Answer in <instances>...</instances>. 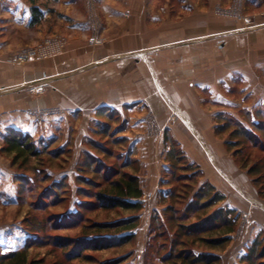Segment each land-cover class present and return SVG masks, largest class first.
I'll return each instance as SVG.
<instances>
[{
	"label": "rangeland",
	"instance_id": "374dc122",
	"mask_svg": "<svg viewBox=\"0 0 264 264\" xmlns=\"http://www.w3.org/2000/svg\"><path fill=\"white\" fill-rule=\"evenodd\" d=\"M181 1L189 0H144L149 11L161 14L166 6L162 16L166 12L171 19L188 15ZM100 2L26 0L27 25L1 29L0 57L14 69L5 73L9 82L19 81L7 86L6 94L21 100L24 127H8L0 136V258L23 248L27 264H166L167 250L160 245L168 248L175 234L170 213L184 210L208 184L213 190L202 201L214 192L223 198L200 214L231 209L235 230L220 248L191 240L186 247L216 256L214 264H241L255 237L264 235V169L247 172L254 154L264 156V151L250 150L248 144L228 148L225 141L235 122L264 141V95L242 90L237 77L223 90L228 99L202 89L190 92L195 98L189 104L172 105L168 99L152 104L144 97L118 106L95 104L122 76L115 71L116 58L89 56L90 49L98 52L110 44L111 28ZM33 7L41 18L31 24ZM213 11L241 30L264 27V0H217ZM180 112L194 120L186 122L187 128ZM200 117L208 120L215 153L204 136L195 135ZM226 121L229 126L218 129ZM11 129L26 134L38 153L12 160L4 143ZM106 170L138 177L143 191L138 211L104 209L90 197L97 189L87 183L102 181ZM133 216L130 229L118 223ZM196 218L192 214L185 222ZM125 234L133 237L122 243L112 239Z\"/></svg>",
	"mask_w": 264,
	"mask_h": 264
},
{
	"label": "crops",
	"instance_id": "0c3cea01",
	"mask_svg": "<svg viewBox=\"0 0 264 264\" xmlns=\"http://www.w3.org/2000/svg\"><path fill=\"white\" fill-rule=\"evenodd\" d=\"M25 1L0 0V35L6 27L27 25L30 12ZM106 1L100 3L111 28L110 44L98 52L90 49L89 56L92 60L116 58L115 71L122 76L95 104L118 106L142 97L152 104H167L165 99L172 105L189 104L195 98L189 96L190 92L202 89L213 98L228 99L223 90L229 89L237 77L242 82V90L255 89L258 98L264 95L261 74L264 73V27L241 30L233 20L214 14L217 0H208L206 6L199 0L181 1L179 5L188 15H176L174 19L166 12L162 16L166 6L161 14L146 10L144 0ZM3 61L0 57V136L8 127H24L19 121L23 110L21 100L6 94L7 86L19 81H8L6 69L9 72L14 69L6 67ZM32 74L34 77L35 72ZM197 98L201 99L199 95ZM76 101L72 107L80 100ZM180 113L187 128L186 122L192 118ZM196 120L195 135L204 136L215 153L212 145L215 142L210 140L212 132L205 128L208 120L206 117Z\"/></svg>",
	"mask_w": 264,
	"mask_h": 264
},
{
	"label": "trees",
	"instance_id": "16d2710c",
	"mask_svg": "<svg viewBox=\"0 0 264 264\" xmlns=\"http://www.w3.org/2000/svg\"><path fill=\"white\" fill-rule=\"evenodd\" d=\"M32 13L31 24H34L40 20L41 12L36 7H33ZM229 124L230 122L226 121L224 124L218 125V129H225ZM254 127L259 128L256 125ZM253 132L252 128L248 130L235 122V128L231 132L230 138L225 141L226 146L231 148V146L248 144L250 150L258 149V151H264V141ZM235 138H238V140ZM4 143L5 149L13 155L12 160L18 158L27 159L28 156L38 153L26 134L13 129L4 136ZM234 153L237 155L236 152ZM254 155L255 162L247 169V172L249 174H261L264 169V156H257V153ZM97 169L99 170L100 168L97 166ZM111 171L106 170L103 172L102 181H90L87 183L97 189L94 193L89 194L90 197L96 199L98 205L104 209L122 208L138 211L142 206L140 198L143 195L138 177L133 173L120 172L118 170ZM255 180L258 181V179ZM210 190H213L211 185H202L180 213L179 210H173L169 205V208L174 212L170 213L168 220L172 221V224L175 223V234L169 240L168 248L165 242L160 245L161 249L166 248L167 250L163 255V261L166 264L171 262L173 264H214L216 256L201 252L198 254L193 253L190 248L186 247L187 240H191L192 243L202 241L207 243L211 248H220L228 240V234L235 230L236 223L235 218L231 215L233 213L231 209L217 208L209 214H204L203 216L200 214L201 211H204L223 198L220 193L214 192L207 200L202 201V198L209 195ZM259 192L260 195L261 190ZM169 208H166L167 213L171 212ZM192 214L197 217L196 220L186 223L185 221L190 219ZM134 221H136V216L122 219L118 223L122 225V228L130 229L134 227L135 223L131 224ZM26 230L29 233L36 231L35 229ZM132 237L133 234H125L118 237L115 236L112 239L118 241L117 243H122ZM59 241L64 243L63 240ZM102 245H108V243ZM240 262L241 264H264V235H257L255 237ZM0 264H27L25 249H18L2 256Z\"/></svg>",
	"mask_w": 264,
	"mask_h": 264
}]
</instances>
